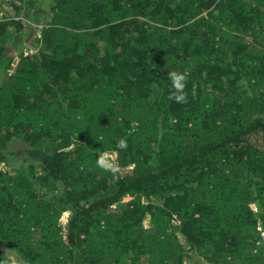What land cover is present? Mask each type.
<instances>
[{
  "label": "trees",
  "instance_id": "trees-1",
  "mask_svg": "<svg viewBox=\"0 0 264 264\" xmlns=\"http://www.w3.org/2000/svg\"><path fill=\"white\" fill-rule=\"evenodd\" d=\"M0 9V264H264V0Z\"/></svg>",
  "mask_w": 264,
  "mask_h": 264
},
{
  "label": "rangeland",
  "instance_id": "rangeland-1",
  "mask_svg": "<svg viewBox=\"0 0 264 264\" xmlns=\"http://www.w3.org/2000/svg\"><path fill=\"white\" fill-rule=\"evenodd\" d=\"M3 1H8V0H3ZM1 11H4V13L6 14V15H8V14H10L9 12H6L4 9L2 10V9H0ZM40 29H37V32H36V34H38V36H40ZM20 41H19V43H21V44H19V46H24L25 44V39H22V37H21V39H19ZM26 46V45H25ZM31 51L32 52H34V51H36L35 49H31ZM18 61H19V57H15V59H14V62H15V64H17L18 63ZM102 158L106 161V162H109L110 164H112V166L115 168V167H117L116 165V156H115V154H113V153H111V152H105V153H103V155H102ZM132 167L131 166H129V167H126L125 169H120V171L121 172H123V171H125L126 169H131ZM64 223H65V220L63 221ZM149 224H150V218L149 217H146L145 218V220H144V225L146 226V227H148L149 226ZM181 240L183 241V242H185V240H184V238L182 237V235H181ZM190 256L188 257V258H186V264H209V263H207L200 255H198L196 252H194V251H191L190 252V254H189Z\"/></svg>",
  "mask_w": 264,
  "mask_h": 264
},
{
  "label": "clouds",
  "instance_id": "clouds-1",
  "mask_svg": "<svg viewBox=\"0 0 264 264\" xmlns=\"http://www.w3.org/2000/svg\"><path fill=\"white\" fill-rule=\"evenodd\" d=\"M171 79H172V82H173V85L174 87L176 88L178 94L175 95V99L177 102H183L184 99H185V95L183 93V88L185 87L184 85V80H185V77L183 74L181 73H178V72H173L171 74ZM119 148L123 149V148H126L127 147V141L126 139H123L121 138L119 141H118V145H117Z\"/></svg>",
  "mask_w": 264,
  "mask_h": 264
},
{
  "label": "built area",
  "instance_id": "built-area-1",
  "mask_svg": "<svg viewBox=\"0 0 264 264\" xmlns=\"http://www.w3.org/2000/svg\"><path fill=\"white\" fill-rule=\"evenodd\" d=\"M7 18V15L4 13V11L0 10V20H4Z\"/></svg>",
  "mask_w": 264,
  "mask_h": 264
},
{
  "label": "crops",
  "instance_id": "crops-1",
  "mask_svg": "<svg viewBox=\"0 0 264 264\" xmlns=\"http://www.w3.org/2000/svg\"><path fill=\"white\" fill-rule=\"evenodd\" d=\"M7 16H9V15H7ZM16 57H18V56H16Z\"/></svg>",
  "mask_w": 264,
  "mask_h": 264
}]
</instances>
